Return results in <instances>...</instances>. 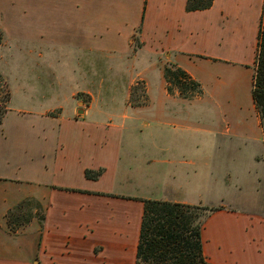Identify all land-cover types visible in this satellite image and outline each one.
Wrapping results in <instances>:
<instances>
[{
    "label": "crops",
    "instance_id": "crops-1",
    "mask_svg": "<svg viewBox=\"0 0 264 264\" xmlns=\"http://www.w3.org/2000/svg\"><path fill=\"white\" fill-rule=\"evenodd\" d=\"M186 3L0 0L4 35L56 47L55 82L17 86L21 105L0 125V264H136L145 199L219 207L202 229L208 262L264 264V127L252 96L264 0ZM170 64L203 94L170 93ZM68 74L85 80L64 87ZM139 81L148 100L134 102ZM118 91L123 104L109 98ZM26 199L45 219L12 230L7 213Z\"/></svg>",
    "mask_w": 264,
    "mask_h": 264
},
{
    "label": "trees",
    "instance_id": "trees-1",
    "mask_svg": "<svg viewBox=\"0 0 264 264\" xmlns=\"http://www.w3.org/2000/svg\"><path fill=\"white\" fill-rule=\"evenodd\" d=\"M213 3L214 0H187L186 10H205ZM3 35L0 28V45ZM164 75L170 93L177 90L186 99L203 94L201 83L175 64L166 66ZM135 89L137 90L136 86L131 101H142L133 95ZM252 96L264 127V14L258 35ZM9 101L10 91L0 78V125L9 110ZM102 171L87 170L85 174L88 178L97 179ZM143 201L144 212L136 264H210L203 252L202 229L207 218L219 210V207L155 199ZM35 218L43 223L45 214L41 203L34 199L22 201L7 213L12 230L28 225Z\"/></svg>",
    "mask_w": 264,
    "mask_h": 264
},
{
    "label": "rangeland",
    "instance_id": "rangeland-1",
    "mask_svg": "<svg viewBox=\"0 0 264 264\" xmlns=\"http://www.w3.org/2000/svg\"><path fill=\"white\" fill-rule=\"evenodd\" d=\"M26 26L27 28L23 29V32H26V30L35 31L33 25L30 24ZM11 37L12 36H9L8 34L3 35V40L1 43L3 46L0 47V68L2 69L1 71L3 74L1 79L6 83V85L8 84L7 88L10 91V104L8 107L10 109L19 107L21 105L19 98L23 93H20V90L17 88V86L31 88L34 87L39 90L43 84L55 82V77L51 69L56 65V47L54 45L45 46L21 41L16 37ZM34 39H38L37 35L34 36ZM58 48L59 47H57V49ZM47 49H49V51ZM40 54H43L44 56H40ZM44 71H48L47 76H45ZM80 75L81 74L78 76H72V74H68L67 76H69L68 79L70 81H67L66 79L63 81L61 80L62 85L69 88L72 85L71 81L73 78L83 82L85 78ZM90 79L98 80L99 77L96 76V78L92 77L89 78V80ZM134 88L132 89V92L134 91ZM136 88L137 90L135 89L136 91L133 93V95L135 97L137 96L138 100H148L145 83L139 81V83L136 85ZM175 91L176 90H174L172 93H175ZM97 96H100V94H97ZM196 97L192 99H195ZM109 98L118 104H123L126 101V94L118 91V93L109 94ZM69 103L72 105V107L75 105V101L73 103L69 101Z\"/></svg>",
    "mask_w": 264,
    "mask_h": 264
}]
</instances>
